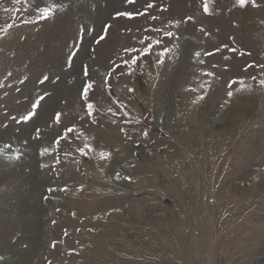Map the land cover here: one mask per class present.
<instances>
[{
    "label": "rangeland",
    "instance_id": "rangeland-1",
    "mask_svg": "<svg viewBox=\"0 0 264 264\" xmlns=\"http://www.w3.org/2000/svg\"><path fill=\"white\" fill-rule=\"evenodd\" d=\"M37 3L65 7L23 24ZM147 3L144 16L116 15ZM207 3L210 14L205 0H29L13 21L3 10L12 0H0V28L17 25L0 33V146L21 153L0 156V264H264V0ZM81 26L95 29L82 46ZM145 37L162 44L128 75L124 49ZM165 46L172 54L157 69ZM82 65L95 123L78 95ZM43 74L51 79L40 85ZM232 80L244 83L229 98ZM45 91L40 114L17 122ZM73 125L80 134L55 143ZM86 143L94 151L82 156Z\"/></svg>",
    "mask_w": 264,
    "mask_h": 264
},
{
    "label": "snow or ice",
    "instance_id": "snow-or-ice-1",
    "mask_svg": "<svg viewBox=\"0 0 264 264\" xmlns=\"http://www.w3.org/2000/svg\"><path fill=\"white\" fill-rule=\"evenodd\" d=\"M127 3L129 4H135L136 0H126ZM13 6L12 7H5L3 10L5 12H8L10 14H12V18L13 21H15L17 14L21 13V12H28L29 8H28V3L29 0H12ZM237 5H239L241 8H244L248 5L252 6V7H258L257 4V0H236ZM23 4V7H19V5ZM155 5L154 3H147L146 6L144 7L143 11H137V12H117L116 15L118 17H127L129 19H133L137 16H144L148 13V10L153 8ZM65 6L63 4H56V3H51L48 6H44L41 7L38 3L34 5V11H35V18H29V19H22V23L23 24H29V23H39L40 21H46L50 18H54V16L56 15L58 10H63ZM204 12L205 13H209L210 14V10L208 7V3L207 0H205V5H204ZM153 20L157 19L155 16L152 17ZM188 20H191V17L187 18ZM178 23V22H177ZM17 25L15 23H9L7 24L5 27L0 28V33H7L9 31V29H12L14 27H16ZM110 27L108 25H106L103 29L101 34H99L96 38H95V42L97 44L101 43L102 41L105 40L106 38V33H107V28ZM202 30V29H201ZM95 29L94 28H87L86 26H81V28L79 29V34L77 36V40L80 43V46H82L83 44V40H84V36L89 33V32H94ZM145 31H149V32H156V33H162L163 37H167V38H171L173 37L175 34L172 31H168V30H164L162 28H151V29H145ZM145 41H148L147 44H145ZM140 43L142 45H145L143 47L140 48H126L124 49V51L126 53L131 54L129 56V58L127 60H123V64L127 67L128 75L133 74V72L135 71V67L138 66V61L144 58H149L152 56L153 54V49L154 47L160 46L162 44V40L159 39H151L150 37H145L143 40L140 41ZM73 48L75 49V51H73L72 53L69 54L67 62H66V67L71 68L73 67L74 64V58L76 55H78L79 51H80V47L77 46L76 43L73 44ZM220 49H216V51H219ZM232 51H236L235 49H231ZM172 54V49L169 47H163L162 51L156 53V60L154 61V65L157 69L165 66L166 63V59L169 55ZM213 53L211 52H206L204 53V55L206 56H211ZM242 54V53H241ZM179 55V54H178ZM191 56H194L195 58H199L201 56V53L199 51H196L194 53L189 54ZM200 63H203L202 60L199 61ZM119 65L114 64L113 67L110 69L109 72V77L112 73H114L117 68H119ZM261 68H264V65H261ZM82 74H83V80L81 82V86L80 89L78 90V95L82 101L83 106L86 109V116L92 118V122L95 123V119L93 117V111H94V105L93 103L90 102V92L93 91L94 89V81H92L89 78V71H88V66L87 65H82ZM124 73L121 72V75H123ZM9 76H11V73L8 74ZM205 76H214L215 73L213 72H206L204 73ZM27 79V78H25ZM50 77L47 74H43L41 77L38 78V84L40 85H44L47 82H50ZM253 79H255V77H253ZM60 77L57 76L55 77V81H59ZM53 81V82H55ZM105 83L107 84V79L105 80ZM243 81L242 80H232L228 87H229V91L227 92V96L229 98H231L233 96V91L232 88L239 84L241 86H243ZM260 84L261 86H264V79L260 80ZM201 87H203V85H201ZM107 90L110 92V85L108 86ZM129 91H134L133 89H129ZM192 91H196V89H192ZM52 95L51 92L45 91L42 94H39L36 99L34 100V102L31 105V110L27 112L26 115H22L19 118V121L17 122H29L32 119H34L35 117H37L40 113H39V109L42 107V103L43 101L50 97ZM201 100L204 99V96L200 97ZM116 103L119 105V101H116ZM109 112H112V109H109ZM113 115H115L116 113H112ZM125 115H127V113H125ZM61 116H62V112L56 111L53 113V122L55 124H59L61 122ZM15 119V117L13 118ZM81 119H84V117H82ZM36 132V138H39V129H35ZM80 133L78 131V129L75 127V125L73 126H69L66 127L63 131V133L59 134L58 138L56 139L55 143L59 144V142L61 140H70L72 138L73 135L78 136ZM143 135H147L148 133L144 132L142 133ZM26 143V142H25ZM49 151V149L44 148L41 151V155L47 154ZM77 151L82 155V156H87L88 152L90 151H94V149L92 148V146L90 144H84L83 147L77 148ZM0 156H4L6 159L8 160H17L19 161L21 159V153L19 151V149H13L11 144L5 143L2 146H0ZM99 157L100 159H109L111 157V153L109 152H104L101 151L99 153ZM59 162V161H57ZM116 177L119 179L120 178V174L116 173ZM125 179H129L128 177H124ZM49 191H51V189H49ZM65 235H67V233H65ZM53 247H55V244H53Z\"/></svg>",
    "mask_w": 264,
    "mask_h": 264
},
{
    "label": "bare ground",
    "instance_id": "bare-ground-1",
    "mask_svg": "<svg viewBox=\"0 0 264 264\" xmlns=\"http://www.w3.org/2000/svg\"><path fill=\"white\" fill-rule=\"evenodd\" d=\"M34 160V159H33Z\"/></svg>",
    "mask_w": 264,
    "mask_h": 264
}]
</instances>
